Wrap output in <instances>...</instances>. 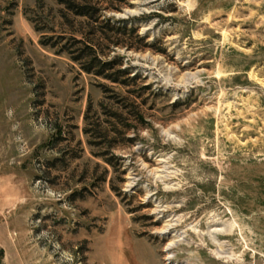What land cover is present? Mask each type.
Masks as SVG:
<instances>
[{
    "label": "rangeland",
    "instance_id": "374dc122",
    "mask_svg": "<svg viewBox=\"0 0 264 264\" xmlns=\"http://www.w3.org/2000/svg\"><path fill=\"white\" fill-rule=\"evenodd\" d=\"M90 2L128 86L46 44L87 26L58 0H0V264H264V0Z\"/></svg>",
    "mask_w": 264,
    "mask_h": 264
},
{
    "label": "trees",
    "instance_id": "16d2710c",
    "mask_svg": "<svg viewBox=\"0 0 264 264\" xmlns=\"http://www.w3.org/2000/svg\"><path fill=\"white\" fill-rule=\"evenodd\" d=\"M58 2L65 6L61 10V13L66 24L71 25L72 22L75 23L76 18H84L85 20L81 21L80 25H87V29L75 30L74 34L69 37L63 32L61 35L49 38L46 44L57 48V51L60 53L68 54L88 74H93L96 77L125 86L130 85L131 81H135L136 78L131 76V71L123 68V61L120 58H109L104 51L106 44L108 46H118L123 43L112 41L113 37L110 34L115 28L112 23L104 20L101 21L102 9L95 6V4L92 5L90 0H58ZM70 16H73V19ZM131 32L135 33L136 30L132 29ZM54 39H56V42H53ZM101 86L104 88V91L111 90L105 85ZM90 111L91 104L86 115V127L84 131L93 138L92 144L103 146L105 144V141H102L103 139H109L110 134H113V132L121 133L122 130L116 129V127H113V129L109 128V125L103 126L100 121H91L89 116ZM111 116L122 122L124 114L115 112ZM139 118L142 119V116L139 115ZM111 138H113L112 135ZM109 144L107 147L112 149L114 145L112 143Z\"/></svg>",
    "mask_w": 264,
    "mask_h": 264
}]
</instances>
